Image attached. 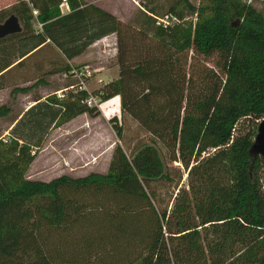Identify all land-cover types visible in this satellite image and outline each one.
I'll return each instance as SVG.
<instances>
[{
    "label": "trees",
    "instance_id": "trees-1",
    "mask_svg": "<svg viewBox=\"0 0 264 264\" xmlns=\"http://www.w3.org/2000/svg\"><path fill=\"white\" fill-rule=\"evenodd\" d=\"M59 2L15 0L0 8V22L13 14L20 25L0 37L16 49L13 56L2 52L0 70L42 42L69 59L114 32L117 76L91 92L102 100L118 94L123 111L165 138L168 159L181 164L186 182L177 185L181 172L170 174L155 138L130 154L114 142L104 172L26 176L53 121L98 111L83 102L85 89L35 97L0 137V264H264V155L249 151L250 129L233 132L240 117H264L263 15L245 0H212L207 8L170 0L164 15L196 12L190 30L179 22L156 23L162 15L152 6L140 9V25L150 27L160 49L168 44L216 56V70L193 91L188 73L174 71L171 53L128 47L112 12L84 0H66L69 9L61 12ZM68 68L54 65L33 84ZM11 109L1 103L0 117L9 118ZM112 126L120 136V125ZM174 178L169 207L157 208L153 184Z\"/></svg>",
    "mask_w": 264,
    "mask_h": 264
},
{
    "label": "rangeland",
    "instance_id": "rangeland-1",
    "mask_svg": "<svg viewBox=\"0 0 264 264\" xmlns=\"http://www.w3.org/2000/svg\"><path fill=\"white\" fill-rule=\"evenodd\" d=\"M103 4L111 5L116 8L119 19L122 21L123 26L121 32V39L126 42L128 47L140 48L150 50V52L159 51V55L163 56L165 53H171L176 60L173 62V69L175 72H184L190 76L187 86L190 90L197 91L204 84L208 77L212 75V72L216 70L214 65L216 56H201L191 52V50L178 52L174 46L165 44L158 47L156 37L152 34L150 27L141 26L140 21L142 18L143 7L152 6L158 16L163 17L164 13L169 5L170 0H101ZM193 5L207 8L212 3V0H189ZM250 3L256 10H258L264 17V0H245ZM207 13V11L205 12ZM160 17V18H161ZM159 17H156V21ZM196 20V12L191 14L182 15L180 19L169 16L167 23L179 22L182 25H187L190 30L193 28V24ZM159 23H162L161 21ZM144 31H143V28ZM32 28L37 29L35 19H33ZM115 37V33H114ZM113 39L111 38L110 41ZM116 40V38H115ZM114 40V41H115ZM14 42V41H13ZM110 47H114L113 54H111ZM116 43L111 45L106 44L105 41L97 42L92 46H88L86 51L77 58L75 61H83L86 66L90 67L92 71L97 68H108L116 65L118 72V66L116 63ZM2 52H7L8 56H13L16 53L14 45L10 40L0 41V55ZM38 54L35 56L34 70H30L27 67H13L6 70L0 75V97L6 95L7 90L12 84L19 83L26 80H32L37 77L43 70L48 69L50 66L60 64L65 61L63 55L52 45L46 44L42 48L40 47L37 51ZM32 60V59H31ZM179 60V61H177ZM30 62V59L25 61ZM101 69V70H102ZM117 76V75H116ZM56 77V76H53ZM55 79V78H53ZM56 83H61L59 80H55ZM89 82V81H87ZM100 83V82H99ZM98 82L92 84L89 82L90 91L101 86ZM60 85V84H58ZM135 89H139V85L132 84ZM47 89V88H46ZM56 90V89H55ZM5 91V92H4ZM93 93V92H92ZM52 95L53 92L51 93ZM118 99L117 105L113 107L102 104L101 108H96L97 114L86 116L92 117L90 122H77L74 126L66 129L62 133L55 132L48 135L49 145L44 151L34 152V158L28 165L25 175L31 177H37L40 179L47 180L54 175H58L61 172L68 173L70 175H82L89 171L104 172L107 168L108 159L113 147L114 142L121 145L126 154H130L141 142H150V138H155V144L158 147L159 154L168 168L171 175L176 174L178 169L181 172V177L177 185H185L186 177L185 172L182 170V166L178 161H172L168 159V148L162 143L164 139H160L147 132L139 122L130 116L126 111H123L120 106L119 95L116 94ZM0 98V99H1ZM11 114L8 120L18 113V108H12ZM112 111V112H110ZM113 116L114 120H110L109 117ZM7 119L0 117V137L2 131L7 127ZM261 117H240L234 125L233 132L236 133L238 130L250 129L254 135L256 126ZM119 124L121 127V135L118 136L112 123ZM253 137V136H252ZM75 147V151L79 152L76 157H73L69 153V149ZM83 156V159H82ZM62 157H66V160ZM85 162V164H83ZM62 163V164H61ZM83 164V165H81ZM29 168V169H28ZM175 178L171 182L157 181L153 184V188L156 191L155 199L153 203L157 208L163 207L166 203L169 207L171 196L176 190Z\"/></svg>",
    "mask_w": 264,
    "mask_h": 264
},
{
    "label": "crops",
    "instance_id": "crops-1",
    "mask_svg": "<svg viewBox=\"0 0 264 264\" xmlns=\"http://www.w3.org/2000/svg\"><path fill=\"white\" fill-rule=\"evenodd\" d=\"M14 1L15 0H0V8L8 6L11 3H13ZM84 1L92 2L94 4H97L98 6L104 8V9L112 12L116 16H118L115 7H113L111 5L103 4V2L101 0H84ZM65 11H67V10H62L61 12H65ZM111 38L113 39L112 41H110ZM114 40H115L114 32H111V33H108V34H106V35L94 40L88 46H92V45L96 44L97 42H102V41H105L106 44L111 45L112 43L115 42ZM44 45H46V43L42 42L39 45H37L34 48H32L30 51L26 52L25 54H23L21 56H16V58L9 65H7L6 67H4L3 69L0 70V75L2 73H4L6 70H8L9 68H13V67H23L24 68V67L28 66V68H30V70H34L36 68V65L34 63L35 62L34 58L38 54L36 51L40 47L42 48ZM87 47L85 48V50L83 52H81V53H79L77 55H74V56H72L69 59H65V61L60 63V64H55V65L68 64L69 68L66 69V70H57V71H53V72L49 71L48 73H44L43 74V76L45 77L44 78V82L33 84L35 79H37L39 77V75H38L37 77L33 78L30 81L26 80V81H22V82H19V83L12 84V86L7 90L6 95H3L4 97H2V98L0 97L1 98L0 99V104L4 103L8 107L18 108L19 111H18V114H16V117L14 119L8 120L7 116H3V118L7 119V121H8L7 123L8 124H7V127L2 131V136H6L10 126L15 122V120L21 114V112H23L27 107H29L30 105H32L36 101L35 97H37L38 100L39 99L40 100L44 99L45 96L51 94L55 89L63 87L61 85L56 86V84H55L56 81L55 80H59L60 82H62V81H65V80H67L69 78L70 79L75 78V76H74V74L72 72V69H74L76 67H80L82 65H86V63H84L83 61H75V60H77V58L80 56V54H82V53H84L86 51ZM110 49H111V54H113L114 47H110ZM27 59H30L29 63L28 62L25 63V61ZM87 66H88V64H87ZM109 68H110L109 70H107L108 69L107 67L103 68V69L102 68H97L96 70L92 71L91 72V76H89L85 80L86 89L90 90V86H88L89 82H91L92 84L100 82L99 84H102V83H104V82H106V81H108V80H110L112 78H115L116 75H117L116 65H112ZM51 69H53V66H50L48 69H45L42 72H45V71H48V70H51ZM41 73H39V74H41ZM53 76H56V77H53ZM53 78H55V79H53ZM87 81H89V82H87ZM14 86H16V87L29 86V87H27L25 90H22V91H20V90L12 91L11 88L14 87ZM3 90H2V88H0V94H1V92H3ZM115 96H116V94L113 95V103L112 104H107V106H109V107H113L114 106V108H115V105H117V103H118V99H116ZM104 104H106V103H104ZM110 112H112V111H110ZM85 113L86 112H80V113H78V114H76V115H74L72 117L60 120L58 122L53 121L51 123V125L49 126V128L47 129V132L45 133V136H44L41 144L39 146H37V147H34L35 152L36 151L37 152H40V151L42 152V151L45 150V148H47V146L49 145V141H50V139H48V137H47L48 135L50 136L51 134H53L55 132L62 133L66 129H69L72 126H74L76 124V121L77 122H81V123L82 122H86V121L90 122L92 120V117L86 116ZM69 153L73 157H76L77 154L79 156L81 155L79 152L75 151V147L70 148L69 149ZM62 158L64 159V161L66 160V157H62ZM82 159H83V156H82ZM83 164H85V162H83ZM83 164H81V165H83ZM61 173H64V172H61ZM28 177L37 178V177H31V176H28ZM47 179H49V178H47Z\"/></svg>",
    "mask_w": 264,
    "mask_h": 264
},
{
    "label": "built area",
    "instance_id": "built-area-1",
    "mask_svg": "<svg viewBox=\"0 0 264 264\" xmlns=\"http://www.w3.org/2000/svg\"><path fill=\"white\" fill-rule=\"evenodd\" d=\"M58 7L59 10H68V4L66 2V0H60V2L58 3ZM31 14L35 19V24L36 26L39 28L40 27V22L38 20H36V14H37V9L36 8H31ZM167 18L168 15L165 14L163 17H159L158 20L156 21V23H159L160 21L162 22L161 24L164 26L165 24H167ZM72 72L76 78V80L66 86L60 87L56 90L53 91V94H55V96L57 98H62L64 97L66 91L71 90V91H75L77 89H85L86 91V95L83 97V102L85 103V105L87 106H95L96 108H101V105L105 102H108L109 104L113 103V96H110L104 100H102L100 98V96L96 93H92L90 90L86 89L85 86V80L86 78H88L89 76H91V72L92 70L90 69L89 66L86 65H82L80 67H76L74 69H72Z\"/></svg>",
    "mask_w": 264,
    "mask_h": 264
},
{
    "label": "water",
    "instance_id": "water-1",
    "mask_svg": "<svg viewBox=\"0 0 264 264\" xmlns=\"http://www.w3.org/2000/svg\"><path fill=\"white\" fill-rule=\"evenodd\" d=\"M19 30L20 25L13 14L8 15L0 22V37ZM249 151L252 154L264 155V117H261L257 123Z\"/></svg>",
    "mask_w": 264,
    "mask_h": 264
}]
</instances>
